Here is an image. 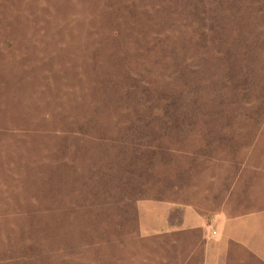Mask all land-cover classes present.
Wrapping results in <instances>:
<instances>
[{"label": "rangeland", "instance_id": "374dc122", "mask_svg": "<svg viewBox=\"0 0 264 264\" xmlns=\"http://www.w3.org/2000/svg\"><path fill=\"white\" fill-rule=\"evenodd\" d=\"M202 187L264 236V0H0V264H185Z\"/></svg>", "mask_w": 264, "mask_h": 264}, {"label": "crops", "instance_id": "0c3cea01", "mask_svg": "<svg viewBox=\"0 0 264 264\" xmlns=\"http://www.w3.org/2000/svg\"><path fill=\"white\" fill-rule=\"evenodd\" d=\"M203 188V187H202ZM207 190L203 188L201 198L172 206L165 222V233L180 240L181 262L185 264H251L264 262V236L257 234L258 216L247 213L236 214L231 210L233 190ZM198 195V194H197ZM175 218L178 220L176 222ZM211 226L207 228V224ZM217 235L213 236L212 232ZM187 248L183 259V240ZM254 238V239H253ZM253 239V241H252Z\"/></svg>", "mask_w": 264, "mask_h": 264}, {"label": "built area", "instance_id": "2783aa9c", "mask_svg": "<svg viewBox=\"0 0 264 264\" xmlns=\"http://www.w3.org/2000/svg\"><path fill=\"white\" fill-rule=\"evenodd\" d=\"M212 235H213V236H216V235H217V232H216V231H213V232H212Z\"/></svg>", "mask_w": 264, "mask_h": 264}]
</instances>
